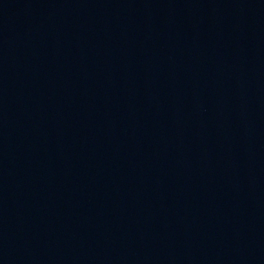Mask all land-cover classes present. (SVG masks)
Wrapping results in <instances>:
<instances>
[{
  "label": "water",
  "instance_id": "water-1",
  "mask_svg": "<svg viewBox=\"0 0 264 264\" xmlns=\"http://www.w3.org/2000/svg\"><path fill=\"white\" fill-rule=\"evenodd\" d=\"M0 264H264V37L0 69Z\"/></svg>",
  "mask_w": 264,
  "mask_h": 264
}]
</instances>
